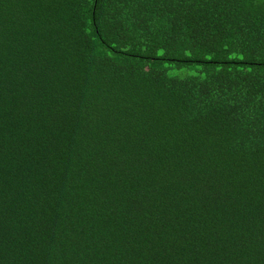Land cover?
Instances as JSON below:
<instances>
[{
  "label": "trees",
  "instance_id": "16d2710c",
  "mask_svg": "<svg viewBox=\"0 0 264 264\" xmlns=\"http://www.w3.org/2000/svg\"><path fill=\"white\" fill-rule=\"evenodd\" d=\"M0 264H264V0H0Z\"/></svg>",
  "mask_w": 264,
  "mask_h": 264
}]
</instances>
